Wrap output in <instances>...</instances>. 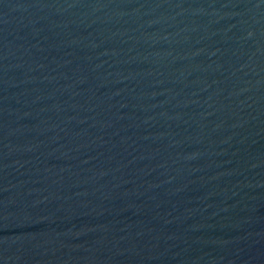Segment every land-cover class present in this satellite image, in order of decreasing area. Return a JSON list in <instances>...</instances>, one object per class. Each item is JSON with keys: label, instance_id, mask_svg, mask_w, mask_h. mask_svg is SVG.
<instances>
[{"label": "water", "instance_id": "water-1", "mask_svg": "<svg viewBox=\"0 0 264 264\" xmlns=\"http://www.w3.org/2000/svg\"><path fill=\"white\" fill-rule=\"evenodd\" d=\"M0 264H264V0H0Z\"/></svg>", "mask_w": 264, "mask_h": 264}]
</instances>
